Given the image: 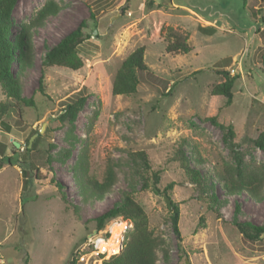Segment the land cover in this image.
<instances>
[{
	"label": "rangeland",
	"instance_id": "rangeland-1",
	"mask_svg": "<svg viewBox=\"0 0 264 264\" xmlns=\"http://www.w3.org/2000/svg\"><path fill=\"white\" fill-rule=\"evenodd\" d=\"M49 1L59 10L33 31L31 65L23 72L13 67L22 97L33 99L35 107L16 105L0 116V264H25L27 254L28 264H70L74 258L102 264L92 244L95 232L110 230L111 236L115 222L116 237L124 227L116 224L125 220L98 231L94 219L130 192L150 229L165 240L157 264H264V238L249 241L235 225L264 226V150L255 143L264 132V0H17L14 34ZM83 20L87 38L78 52L84 66L47 67L42 95L46 51ZM170 28L188 35L189 54L167 53ZM140 47L148 70L137 73V93L113 96L117 72ZM222 70L240 76L230 106L211 94L225 80ZM81 96L87 98L75 124L81 141L64 160L69 122L60 116ZM96 110L99 119L89 130ZM213 116L223 127L208 120ZM84 147L99 178L108 160L118 166V181L101 200L83 196L75 182ZM178 150L200 173V186L189 181ZM139 151L148 154L150 170L130 157ZM7 156L13 163L1 162ZM35 168L42 176L36 177ZM153 172L160 174V191L141 190ZM252 173L258 191L235 192L237 181ZM171 183L173 190L165 194L179 206L184 251L164 196ZM109 244L110 254H118L119 247Z\"/></svg>",
	"mask_w": 264,
	"mask_h": 264
},
{
	"label": "trees",
	"instance_id": "trees-1",
	"mask_svg": "<svg viewBox=\"0 0 264 264\" xmlns=\"http://www.w3.org/2000/svg\"><path fill=\"white\" fill-rule=\"evenodd\" d=\"M17 0H0V88L5 95V101L0 104V116L5 117L9 111L16 105H25L26 107H35L33 99L26 100L22 97V89L19 77L14 72L13 67L16 66L18 71H24L32 62V33L35 29L41 27L45 21L58 13L59 7L54 1L47 2L36 14V17L28 24H23L20 27L19 33L14 34V19L13 11ZM246 5V3L244 4ZM264 21V19H263ZM88 24L85 20L81 21L78 26L63 35L51 48H49L44 57L41 75L39 79V92L46 95V82L45 73L47 67H63L73 71H77L84 66L83 60L79 56L78 47L87 38L85 29ZM168 45L166 48L167 53L173 55H187L193 48L188 44V35L173 28L168 29ZM204 31L203 29H201ZM213 30H209L211 33ZM264 62V56L262 57ZM148 66L145 63V48L140 47L136 49L129 57L123 62L121 68L117 72L112 86L113 96H133L137 93L139 86L138 72H145ZM224 77V82L217 84L213 87L211 94L225 101L226 106H230L233 100V88L235 82L239 79V74L231 76L230 72L220 71ZM86 96L78 97L73 102L66 105L63 109V114L60 120L69 122V128L66 133V142L70 146L64 154V160L71 156L72 149L81 141L79 136L75 134L76 119L78 113L82 110L86 103ZM99 111L96 110L91 119L89 130L99 119ZM218 116L208 118V120L223 127L222 124L217 122ZM89 130L87 135H89ZM257 147L264 150V132L260 133L255 141ZM13 148H16L12 144ZM27 152L29 146L25 149ZM4 151V147L1 152ZM4 153V152H3ZM130 157L134 161L143 164L146 170L151 169L149 156L145 151L131 153ZM176 159L182 162L185 167V173L193 185H201L200 173L188 167L183 160V155L178 150ZM6 161L9 164L13 163L10 156L1 159V162ZM61 157L58 161L63 162ZM48 162L51 158L47 159ZM33 167V166H32ZM117 164L113 160H108L104 169V173L99 178L96 173H91L90 160L87 149L82 148L76 160L74 169L76 172L75 182L79 185L83 196L101 200L105 195L111 193L113 187L118 181ZM36 170V177L42 176L39 170ZM26 175L30 174L26 171ZM29 176V175H28ZM160 174L153 172L150 177H146L142 184L141 190L153 189L160 191L158 185L160 183ZM233 179V176H232ZM152 181V183H151ZM60 188L62 185L55 182ZM260 183L258 177L253 173L247 177H243L237 181L234 188L235 192H240L244 189L254 193L257 184ZM173 190V184H169L164 189V194H168ZM62 199L65 200L64 195ZM172 203V210L170 214L172 229L177 238L178 248L184 251L182 247V237L179 229L180 209L178 204ZM76 211V208H75ZM128 220L133 224V229L127 233V239L124 240V247L120 253L112 256L110 259L103 260L102 264H157V252L163 249L165 240L161 236L156 235L153 229L149 227V218L144 208L136 201L133 194L125 193L122 198L116 201L110 209L102 215L94 219L96 229L102 230L106 224L117 218ZM236 227L242 235L249 241H258L264 234V226H257L251 223L235 222ZM109 236L110 233L108 232ZM164 256H167L166 251L162 250ZM25 264H28L29 254L26 256ZM102 257V256H101ZM70 264H79V260L74 258Z\"/></svg>",
	"mask_w": 264,
	"mask_h": 264
},
{
	"label": "built area",
	"instance_id": "built-area-1",
	"mask_svg": "<svg viewBox=\"0 0 264 264\" xmlns=\"http://www.w3.org/2000/svg\"><path fill=\"white\" fill-rule=\"evenodd\" d=\"M115 220H112L110 222H114ZM125 223H117L116 226H120V225H123V229L121 230L119 236L117 238H119V244H118V247H119V252L123 249V246H124V238H125V235L127 234V232H129L130 230L133 229V224L129 221H124ZM115 223V222H114ZM113 223V225H114ZM111 224V223H110ZM111 224V226H113ZM110 226V228L112 229V232H111V236L107 235L108 232L104 233V234H99L98 232H95V236L93 237L94 240H93V246L95 247V251L97 253V256H102L103 260L104 259H109L111 256H114L115 254H110V251L108 250L107 248V243L109 242V240L112 238V235H113V228ZM110 232V230H109ZM110 238V239H108Z\"/></svg>",
	"mask_w": 264,
	"mask_h": 264
},
{
	"label": "water",
	"instance_id": "water-1",
	"mask_svg": "<svg viewBox=\"0 0 264 264\" xmlns=\"http://www.w3.org/2000/svg\"><path fill=\"white\" fill-rule=\"evenodd\" d=\"M14 145L16 146V148H20V144L17 143V142H14ZM31 145H29V148H30ZM165 196V201H166V204L169 206V209L170 211L172 210V203H171V200L170 198L164 194ZM261 238H264V234L261 236ZM186 264H190V261L189 260H186Z\"/></svg>",
	"mask_w": 264,
	"mask_h": 264
},
{
	"label": "bare ground",
	"instance_id": "bare-ground-1",
	"mask_svg": "<svg viewBox=\"0 0 264 264\" xmlns=\"http://www.w3.org/2000/svg\"><path fill=\"white\" fill-rule=\"evenodd\" d=\"M119 234H120V231H118V232L116 233V237H113V238L111 239L110 242H111V246H112V247H118V244H119V238H117V237L119 236ZM110 242H109V243H110ZM109 243H107V247H109V245H110ZM117 250H118V249H115L113 252H117ZM113 252H112V253H113Z\"/></svg>",
	"mask_w": 264,
	"mask_h": 264
}]
</instances>
